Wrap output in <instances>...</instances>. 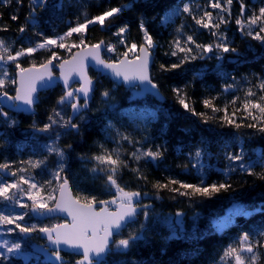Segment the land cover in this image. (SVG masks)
Wrapping results in <instances>:
<instances>
[{"label":"snow or ice","instance_id":"6c2138e0","mask_svg":"<svg viewBox=\"0 0 264 264\" xmlns=\"http://www.w3.org/2000/svg\"><path fill=\"white\" fill-rule=\"evenodd\" d=\"M11 2L12 0H0V5L7 6ZM146 2L147 0H128L127 3L107 8L91 19H85L83 23H76L75 26H71L69 21L70 26L63 36L49 37L39 31L37 12V9L43 11L47 8L49 0H32L26 22L19 27V33L22 35L31 26L34 34L42 39L36 41L34 46L22 47L14 52H10L9 48L5 47V40L0 39V51L8 53L6 57L0 54V66L15 64L18 70L15 76L9 75L7 70H0V97L12 102L10 107L35 116L34 106L40 102L38 93L41 90L55 87L61 80L63 82V94L57 99L46 122L39 123L33 120L25 131V135L30 134V139L37 141L38 144V147L32 150L33 155L37 158L35 160L30 158L29 164L34 169L48 170L49 164L54 162V168L49 171L51 178L43 183L36 182L35 177L26 179L23 175L19 177V181L0 180V198L8 202V207L19 209L18 212L12 214H5L0 210V226L13 225L14 227H7L6 231L11 234L18 230L22 238H28L34 233L42 234L41 239H46L47 245L52 249L50 255L54 258L55 264H66L61 255L65 249L74 250V253L80 256L76 264H94L96 258L113 252L128 257L133 248L146 240L145 233L150 230L149 221L155 215L152 201L162 199L161 193L165 190L174 194L171 196L173 200L177 197L187 198L190 206L197 202V198L202 201L212 199L221 192L233 191L232 184L227 180L208 183L205 179L203 160L204 157L211 156L209 151L211 140L209 136L204 135L199 137L198 145L193 152L184 153L187 163L177 165L182 175H189L195 169L199 177L198 182L191 183L170 176L165 182L156 181L153 183L151 193L127 190L129 182H124L123 186L118 182L122 180L121 172L127 169L131 174V181H135L137 185L143 183L147 187V174L142 173L138 166L132 167L131 163L138 164L144 159L146 163H152L154 167H157V162L161 161L167 152V141L156 145L154 138L148 132V122L157 121L160 113L163 112L170 118L163 108L165 97L160 93L159 85L151 74V69L155 65L153 53L162 45L155 39L148 22L142 15L138 18L137 24L139 41L130 39V27L127 24L119 26L112 33L117 38L115 43L101 39L96 43L88 44L85 39L81 38L78 44L68 45L63 41L65 37H72L74 34H86L89 26L93 24H99L101 28L107 27L106 22L110 23L133 7ZM238 2L239 15L235 19L238 31L243 38H250L264 47V0L258 9L250 8L245 0H238ZM16 3L22 6L23 0H16ZM232 4L233 0H224L223 4L221 0H209V6L212 9L220 10L218 22H214L211 11H203V14L197 17L193 14V8L189 3H185L183 7L174 5L166 9L161 18L162 24L166 25L174 17L187 14L191 16L196 26L209 30L214 39L209 43H198L195 39V32L186 34L182 31L184 27L182 24L180 28L175 29L176 37L164 52V56L168 57L170 62L160 63L158 72L186 75L187 66L192 62L214 59L216 61L214 67L216 76L222 80L230 79L232 81L230 84H225L221 92L227 93L233 90L238 81L225 70L223 65L226 60L228 63L239 64L241 53L237 47L233 46L234 41L229 39L224 31H218L222 25L229 23L232 16ZM54 7L60 10L63 5L57 3ZM248 12H251V15H246ZM223 13H227L228 19H225ZM2 15L0 13V18ZM18 19V14L11 15V20ZM0 31H8L7 26L0 27ZM51 46H57L59 49L70 52L71 59H62L57 51L52 50L44 62L33 63L29 68H23L18 62L22 57H33L38 53V50L49 49ZM120 48L124 50L120 52ZM73 49H78V51L73 52ZM130 53L133 54L132 58H129ZM104 55H107L108 58L104 59ZM89 66L104 70L112 78L114 85L137 88L142 93L151 94L160 102L159 106L146 108L144 110L146 115L142 116L138 123L131 125L125 122L117 127L109 116V113L117 112L119 107L113 96L114 88H106L99 93L102 107L98 106L96 109H92L90 106V100L96 92V82L88 75ZM54 69L59 70V76L55 74ZM206 72V67H202L193 72L191 81L172 88L173 97L183 111L197 117L198 123L204 126L205 131L209 134L214 133L218 127L230 130L233 137L240 139V129L244 127L254 130L253 135L258 133L264 136V104L250 99L245 100L244 111L248 112L252 121L250 123L237 122L234 118L235 111L229 113L227 105L223 109L214 105L215 97L204 98L201 103L205 109H210L213 113L222 111L223 115L213 120L206 112L196 111L194 104L189 103L190 97L186 90L189 87L195 89L196 83L203 81ZM254 75L259 80L255 87L258 91L264 92V75ZM242 79L247 80V77ZM74 83L79 86L73 88L72 84ZM10 91H14L15 94L10 95ZM255 95L252 88H249L246 96L254 97ZM232 103H235V99ZM64 106H70L71 114H65ZM249 108L258 110L260 115H253L249 112ZM90 112L100 115L97 124L103 143L94 141V146L98 144V154L91 156L83 154L79 155L77 159L85 170L90 171L94 177L104 180L111 192V198L98 200L96 196H84V202H81L80 198L66 196V193L70 192V160L74 145H62L59 141L61 136L66 134L81 136V129L92 123V117L87 115ZM121 115H123L122 112ZM0 120L9 129L18 126V121L5 112L2 107H0ZM213 124L215 127L212 126ZM182 131L185 135L191 134L190 129H182ZM137 134H139V138H137ZM161 134L166 135V129L162 130ZM2 135L3 133H0V136ZM41 137L45 138L47 142L39 144ZM3 143H7V140ZM3 143H0V147L3 146ZM106 144L116 145L117 148L109 150L105 147ZM123 144H130L133 147L134 151L130 156L123 155L118 150ZM137 145L140 147L137 148ZM145 145H148L146 149ZM230 147V142L225 140L221 149L225 160L228 161L227 168L223 170L225 177L239 170L264 180V152L258 154L250 162H245L246 152L243 145L238 144L237 151L223 150L224 148L230 149ZM23 148L24 145H20L18 150L22 151ZM181 153L182 149L177 154ZM10 163H0V171L9 169ZM88 165H93V167L89 169ZM170 171V168L165 167V172ZM7 174L15 176L16 172ZM21 183L28 185L27 191L21 187ZM53 184L58 186V188H53V193L58 190L59 199L54 194H41L47 191L45 186ZM24 197L31 202L30 205L24 201ZM113 206L115 211L110 210ZM262 211L264 209L247 211L242 205L234 202L229 215L220 221H213V224L218 231L223 232L232 224L231 216L233 214L247 217L253 212ZM30 215L33 219L37 216L44 219L63 216V221L51 226L38 223L29 224L26 222V217ZM183 215L184 213L179 210L175 213L177 218L175 224L179 226L180 232L184 231ZM198 215V213H194V216L198 217ZM141 216L143 219L139 220L138 218ZM130 224L137 225V227L124 236L123 230ZM168 226L171 235L166 239H177V228L173 226L172 221H168ZM236 226L238 227V225ZM193 232H195V227ZM115 237L120 238L115 239ZM233 242L238 243L239 250L230 243L224 249L217 264H225L226 258L233 256L234 264H246L245 258H247V264H261V257L264 256V230L252 227L248 230L242 229L233 238ZM39 251L43 252L45 248H40ZM10 255H25L22 251V242L0 241V261L8 260ZM27 258L25 256V259ZM119 264H141V261L128 257L120 261Z\"/></svg>","mask_w":264,"mask_h":264},{"label":"trees","instance_id":"16d2710c","mask_svg":"<svg viewBox=\"0 0 264 264\" xmlns=\"http://www.w3.org/2000/svg\"><path fill=\"white\" fill-rule=\"evenodd\" d=\"M128 0H49L48 7L43 11L37 9L39 18V31L44 36L58 37L63 36L70 26H75L76 23H83L85 19H91L93 16L102 13L109 7L116 6L121 3H127ZM262 0H245V3L250 8L258 9ZM32 0H23V5L20 6L16 0H12L10 5H0V27L7 26L8 31H0V39L5 40V47L9 48L10 52L20 50L22 47L34 46L35 42L42 39L34 34L31 26L22 35L19 33V27L25 24L26 17L29 13ZM62 3L63 7L58 10L54 7L55 4ZM185 3H189L193 8V14L197 17L203 14V11L213 12L214 22H218L219 9H212L209 6V0H147L143 5L133 7L130 11L125 12L123 15L115 18L113 21L106 22L107 27L101 28L99 24L89 26L86 34H74L72 37H65L64 43L71 45L79 43L81 38L86 40V43L92 44L103 39L112 43L116 42V37L112 35L119 26L124 24L130 27V39L139 41V34L137 30L138 18L142 15L148 22L150 30L155 39L162 47L158 48L154 53L155 65L151 69V74L159 85V90L165 97L163 108L166 113H160L157 121L148 122V132L154 138V143L159 145L165 140L167 141V152L161 161H158L157 167L152 163H146L142 159L138 164L132 162V167H140L141 172L147 174L148 182L147 187L143 183L137 185L135 181H131V174L127 169L121 172L122 180L118 182L123 186L124 182H129L127 190H140L144 192H152V184L156 181L165 182L168 178L175 177L191 183L198 182V175L196 170L193 169L191 174L182 175L177 165L187 163L184 153L193 152L198 145L199 137L201 135L209 136L211 140V147L209 151L211 156L204 157L203 163L205 165L204 174L208 183L214 181L227 180L233 186L231 192H221L219 195L212 199H204L202 201L197 198V202L190 206L189 201L185 197H177L171 199L174 195L165 190L161 193L162 199L154 200L155 215L149 221L150 230L145 233L146 240L133 248L128 254V257L136 258L141 261V264H217L220 257L223 255L224 249L232 243L233 246L239 250L238 243L233 242V238L243 229L248 230L250 227L259 228L264 230V211L253 212L250 216H240L233 214L231 216L232 224L227 229L220 232L216 229L213 221H220L229 215L230 210L233 208V203H239L247 211L255 209H264V180L259 179L257 176L247 175L237 170L230 176L225 177L223 170L227 168L228 161L225 160L222 154V147L224 141L230 142V149L224 148V151H237L238 144H242L246 155L245 162H250L255 159L258 154L264 152V136L260 134L253 135L254 130L242 127L240 129L241 137L237 139L233 137L231 131L228 129L216 128V131L209 134L205 131L204 126L198 123V118L183 111L179 106L176 99L173 97L172 88L182 86L184 82L191 81L193 72L206 67V75L203 81L196 83L195 89L189 87L186 91L189 94V103L194 104L197 112H206L209 117L215 120L218 116L223 115V112L213 113L210 109H205L201 101L204 98L215 97L213 104L223 109L225 105L228 106L229 113L235 111V119L237 122L243 121L250 123L251 118L248 112L244 111V103L246 99L253 100L264 104V92L257 90L255 85L259 83L258 75H264V47H261L257 41L250 38H243L238 31V26L235 24V19L239 15V2L233 0L231 6L232 16L227 25H222L218 31H224L227 37L234 41L235 47L240 50V63L233 64L224 62L223 67L227 72L236 78V84L233 90L222 93L221 90L225 84H230L232 81L219 79L215 72L214 67L216 61L205 60L195 61L187 66L186 75L184 74H161L158 72L160 63H168L169 58L164 56V52L168 49L169 43L176 37L175 29L180 28L183 24L182 31L186 34H193L195 32V39L198 43H209L214 37L210 35L209 30L200 28L195 25L194 20L187 14H182L179 17H174L168 23L162 24L161 18L165 14V10L180 5L183 7ZM224 3V0H221ZM200 7L197 8L196 6ZM18 14L19 19L16 21L11 20V15ZM225 19H228L227 13H223ZM246 15H251L248 12ZM207 19V18H205ZM183 40V37H181ZM55 50L58 52L62 59L68 58L71 53L59 49L57 46H51L49 49L38 50V53L33 57H22L18 61L23 68L31 66L33 63H42L50 55V51ZM73 49L72 51H74ZM124 49L120 48L122 52ZM0 54L6 55L8 53ZM129 56H133L132 53ZM107 59V55H104ZM0 70H7L9 75L15 76V64L0 66ZM93 78H96V92L93 95L90 106L96 109L100 104L99 93L106 88H114L113 96L115 103L119 106L117 112L109 113L110 118L117 127L121 123H128L134 125L138 123L140 118L144 115L146 108H156L160 102L154 97L148 95L142 99L130 100V89L123 85H114L108 76H101L90 70ZM247 77V80L242 79ZM249 88L256 93L254 97L246 96ZM207 89V90H206ZM9 94H14L10 91ZM63 94V88L58 84L56 87L43 91L39 94L40 102L35 106L36 115H26L23 113L13 112L4 109L9 115L18 121V126L12 129L7 128L4 122L0 120V143L7 140L0 147V163L11 162L9 170L16 172L12 178H6L0 174L2 181H19V177L23 175L26 179L35 177V181L43 183L50 179L49 171L54 168V162L50 163L48 170L34 169L29 164V159L35 160L37 157L33 155V148L38 147L37 141L30 139V134L25 135L28 125L33 120L43 123L46 122L47 116L52 113V109L56 105V101L60 95ZM235 99V103L232 101ZM65 114H70V106H64ZM121 112L123 115H121ZM249 112L253 115L259 116L258 110L249 108ZM92 117V123L81 129L82 135L77 137L73 134L62 135L59 143L62 145L73 144L74 151L71 153L70 160V185L76 198H80L82 202L84 196H96L100 199H110L111 192L105 185L104 180L99 177H94L90 171L85 170L84 166L79 162L77 157L79 155L98 154V144L94 146V141L103 143L102 137L99 134L97 121L100 115L87 113ZM147 122V121H146ZM143 127V125H141ZM215 127V124L212 125ZM166 129V135H162V130ZM182 129H190L191 134L185 135ZM139 138V134H137ZM47 140L43 137L39 138V144L46 143ZM20 145H24L22 151L18 150ZM109 150L116 149L117 146L113 144H106ZM137 148L140 145L136 146ZM148 145H145L146 149ZM182 149L181 154H177ZM123 155H128L134 151L130 144H123L118 149ZM154 150V149H153ZM93 165H88L90 169ZM165 167L171 169L170 172H165ZM259 171V169H257ZM21 187L27 191L28 185L22 184ZM47 191L42 192V195H47L53 188L58 186H45ZM16 191V190H12ZM24 201L29 205L30 201L24 197ZM0 210L5 214H12L18 212L19 209L8 207V202L0 198ZM184 213L183 219V232H180L179 226L175 224V213L177 211ZM198 213V217L194 216ZM142 220L143 217H139ZM54 219L38 220L30 216L26 217L27 223H38L40 225H52ZM168 221H172L173 226L177 228V239L168 240L166 237L171 235L168 226ZM238 225V227L236 226ZM7 227H14L13 225L0 226V241L8 240L12 242H22V251L25 255L11 256L8 260L0 261V264H46L39 261L37 254L31 250V245L40 241V234L34 233L28 238H22L18 230L16 233H8ZM137 225L130 224L123 230V235L127 236L130 231L134 230ZM195 227V232L193 228ZM25 256L28 258L25 259ZM117 255L114 252L108 256L106 264H119L120 261L128 258ZM246 264H247V258ZM225 264H234V256L226 258ZM261 264H264V256L261 257Z\"/></svg>","mask_w":264,"mask_h":264},{"label":"water","instance_id":"95a60500","mask_svg":"<svg viewBox=\"0 0 264 264\" xmlns=\"http://www.w3.org/2000/svg\"><path fill=\"white\" fill-rule=\"evenodd\" d=\"M75 51H78V49H75L73 52H75ZM103 58L106 59L104 56H103ZM129 58H132V57L129 56ZM66 59H71V55H70L68 58H66ZM29 67H30V66L25 67V68H29ZM90 70H93V71H94L96 74H98V75H101V76H108L104 70H101V69H99V68H97V67H95V66H89L88 69H87V72H88L89 77H91V78H93V77H92L91 74H90ZM17 72H18V70L16 71V73H17ZM54 72H55V74H56L57 76H59V70H58V69H54ZM108 77L112 80V78H111L110 76H108ZM77 79H78V78H77ZM93 79H94V81L96 82V78H93ZM58 84L63 88V82H62V80L59 81V82L55 85V87H56ZM78 86H79L78 84H75V83L72 84V87H73V88L78 87ZM123 86H124V85H123ZM124 87L130 89V93H131V95H130V100H132V101H133V100H136V99H142V98H145V97L148 96V95L152 96L151 94H148V93H142L141 90H140V89H137V88H130V87H128V86H124ZM52 88H54V87H50V88H47V89H45V90H41V91L38 93V95H39L41 92H43V91H47V90H50V89H52ZM160 93H161V92H160ZM14 94H15V93H14ZM14 94H13V95H14ZM161 94H162V93H161ZM10 95H12V94H10ZM93 95H94V94H93ZM152 97H153V96H152ZM92 98H93V96H92ZM154 98H155V97H154ZM155 99L157 100V98H155ZM91 100H92V99H91ZM91 100H90V103H91ZM11 103H12V102L7 101V100L4 99L3 97H0V105H1L4 109L9 110V111H13V112L23 113V114H26V115H31V114H29V113H26V112H23V111H18L17 109H15V108H13V107H10L9 105H10ZM81 103H82V101H81ZM35 106H36V105H35ZM35 106H34V107H35ZM70 114H71V108H70ZM9 172H12V171H10L9 169H7V170H4V171H0V174H1L2 176L6 177V178H12V177H14V176H10V175H8L7 173H9ZM69 187H70V192L66 193V196L70 195V196H72L73 198H76L75 195H74V193H73V190H72V188H71V185H69ZM56 198H57V199L60 198L59 191H57ZM81 202H82V201H81ZM110 210H111V211H115V207L113 206ZM57 217H60V218L63 219V216H57ZM35 219H38V220H45L43 217H40V216L35 217ZM176 219H177V218H176ZM40 235H42V234H40ZM44 240H45L44 243H37V242L33 243V244L31 245V250H32L34 253H38V254L42 255V261H43V262L46 261V262H48V263H50V264H55L54 258L50 255V252H51L52 249L49 248V246L47 245V241H46V239H44ZM40 248H45V251H43V252L39 251ZM64 251H65V252H68V253H74V250H68V249H65ZM74 254H75V253H74ZM108 255H109V254L104 255V256H101V257H99V258H96V259L94 260V264H105Z\"/></svg>","mask_w":264,"mask_h":264},{"label":"flooded vegetation","instance_id":"af4514ba","mask_svg":"<svg viewBox=\"0 0 264 264\" xmlns=\"http://www.w3.org/2000/svg\"><path fill=\"white\" fill-rule=\"evenodd\" d=\"M58 188V187H57ZM58 191V190H57ZM57 191H55V193H53V189L48 193V194H54L55 196L57 195ZM46 220V219H45ZM54 223L53 224H55V223H60V222H62L63 221V219L62 218H60V217H55L54 218ZM51 226V225H50ZM120 237H115V239H119ZM45 242V240L44 239H41V235H40V241H38L37 243H44ZM37 254V258L39 259V261L40 262H42V263H46V264H50V263H48V262H46V261H42V255H40V254H38V253H36ZM111 254V253H110ZM109 254V255H110ZM61 255H62V257L64 258V261L66 262V264H76V261L78 260V259H80V256L79 255H76V254H74V253H68V252H65V251H62L61 252ZM108 255V256H109ZM107 259H108V257H107ZM106 262H107V260H106ZM106 262H105V264H106Z\"/></svg>","mask_w":264,"mask_h":264},{"label":"rangeland","instance_id":"374dc122","mask_svg":"<svg viewBox=\"0 0 264 264\" xmlns=\"http://www.w3.org/2000/svg\"><path fill=\"white\" fill-rule=\"evenodd\" d=\"M51 194V193H50Z\"/></svg>","mask_w":264,"mask_h":264}]
</instances>
